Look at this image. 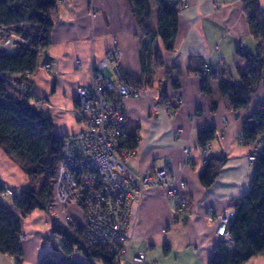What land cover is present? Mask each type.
<instances>
[{
	"label": "crops",
	"instance_id": "crops-1",
	"mask_svg": "<svg viewBox=\"0 0 264 264\" xmlns=\"http://www.w3.org/2000/svg\"><path fill=\"white\" fill-rule=\"evenodd\" d=\"M185 1L173 51L166 52L157 38L155 56L144 70L139 58L141 34L126 0H58L50 45L41 52L31 81L33 95L44 103L30 104L50 117L57 137L66 138L83 128L74 117L77 89L90 85L92 69L109 49L114 45L121 49L122 73L139 82L137 96L125 101L126 123L138 145L123 158L124 165L136 176L172 166L184 183L186 199L183 223L173 222L172 207L156 188H148L141 202L132 207L129 257L143 254L142 264H208L222 242L215 233V216L232 210L230 202L247 194L253 175V165L247 160L253 144L242 142V131L245 121L264 106V83L250 104L237 113L220 96L217 84L221 80L239 84L246 66L236 55L238 49L262 58L264 54L249 30L242 0ZM258 1L264 10V0ZM157 11L152 3L153 30L158 27ZM205 63L216 67L218 74L208 81L209 94L202 93V78L197 76ZM44 64L49 70L43 69ZM7 93L18 102L15 91L8 88ZM204 128L216 132L207 160L197 142ZM210 159H223L224 165L214 184L205 189L199 177ZM28 184L29 178L0 148L4 192L11 190L19 196ZM13 200L0 195V202L9 209H13ZM208 209L214 215L207 216ZM16 214L22 233L20 264H40L47 254L54 260L60 258L51 240L55 236L52 228L65 227L70 217L76 224L83 222L78 208L54 204L48 212L34 211L25 218ZM75 260L86 264L82 256ZM0 264H15V259L0 254ZM246 264H264V255Z\"/></svg>",
	"mask_w": 264,
	"mask_h": 264
},
{
	"label": "trees",
	"instance_id": "trees-1",
	"mask_svg": "<svg viewBox=\"0 0 264 264\" xmlns=\"http://www.w3.org/2000/svg\"><path fill=\"white\" fill-rule=\"evenodd\" d=\"M136 20L141 34L139 58L142 69L149 66L155 56L154 41L159 38L166 52H172L178 29V15L182 5L178 0H126ZM243 10L251 34L258 41L260 52L264 54V10L258 0H242ZM152 3L158 7L157 30L151 28ZM58 0H0V25L30 26L36 28L30 45L19 48L14 56H3L0 60V148L11 160L16 161L28 178L29 184L13 200V209L0 202V254L13 257L16 264L21 263V224L22 218L34 211L48 212L53 205V184L60 159L63 139L53 132L49 116L44 115L28 101L16 102L6 89L5 77L30 72L38 67L40 54L50 45V34L55 24ZM236 55L246 66L238 85L229 80H221L217 91L226 98L234 112L244 110L264 83V58L238 49ZM217 71H211L202 78L201 91L209 94L208 81L217 78ZM223 76L224 74L221 73ZM126 84L138 90L139 82L126 77ZM176 87V86H174ZM264 135V106L257 108L243 127L244 143L253 144L258 135ZM216 138L214 128H204L197 134L200 148ZM138 139L130 132L129 140L121 146L122 150L133 152ZM224 160H208L199 180L209 189L218 177ZM41 180L39 187L34 184ZM4 193L0 185V195ZM234 211L230 236L231 250L219 242L208 264H246L252 258L264 255V148L253 164V175L247 194L230 202ZM52 233L64 239L63 246L54 251L60 258L54 260L45 255L40 264H81L73 259L79 251L86 264H118L114 256L102 246L86 245L82 239V226L72 224L52 228Z\"/></svg>",
	"mask_w": 264,
	"mask_h": 264
},
{
	"label": "built area",
	"instance_id": "built-area-1",
	"mask_svg": "<svg viewBox=\"0 0 264 264\" xmlns=\"http://www.w3.org/2000/svg\"><path fill=\"white\" fill-rule=\"evenodd\" d=\"M185 4L186 1L181 0L182 8ZM91 15L95 16L94 13ZM25 45L16 26L0 25V60L3 56L16 55ZM121 57V49L114 45L92 69L90 85L76 91L74 116L83 128L63 138L53 184V204L62 208L75 207L82 212L81 239L86 245L104 247L118 264H142L143 254L129 257L132 207L141 202L148 188H156L171 205L173 222L183 223L186 199L182 193L184 183L172 166L136 176L124 165L123 158L131 153L121 149L130 138L125 101L136 97L138 91L126 84L119 65ZM42 67L49 70L48 64ZM211 71H217V68L205 63L197 76L203 78ZM32 76L27 71L4 79L6 85L16 89L24 99L35 100L38 98L32 92ZM166 114L171 116L168 107ZM262 148L264 135L260 134L247 158L250 164L255 163ZM208 149L209 144L200 149L203 159L207 160ZM3 196L15 198L16 194L8 190ZM214 213L213 209H208L206 215ZM234 215L233 210H228L215 216V233L229 250L232 248L230 229ZM67 222L71 224L74 220L70 217ZM63 242L60 237L57 248L60 249ZM80 256L81 253L76 251L73 259Z\"/></svg>",
	"mask_w": 264,
	"mask_h": 264
},
{
	"label": "rangeland",
	"instance_id": "rangeland-1",
	"mask_svg": "<svg viewBox=\"0 0 264 264\" xmlns=\"http://www.w3.org/2000/svg\"><path fill=\"white\" fill-rule=\"evenodd\" d=\"M17 30H18V34L20 35L21 38H23V41L26 43V45H30L31 44V41H32V38L35 35L36 28L32 29L30 26L21 25V26H18L17 27ZM32 77H31V81H32ZM8 88H10L11 90L15 91V93L17 94V96L19 98L18 101L25 100V101H28L29 103L32 101V102H35L36 104H43V102H44V100H42V99H35V100L34 99H31V98L24 99V97H22L16 89L12 88L11 86L6 85V89H8ZM74 112H75V110H74ZM12 162L21 170L20 165L16 161L12 160ZM40 183H41V180H36V182H35L34 185L36 187H39ZM6 191H8V190H6ZM5 192L3 193V195L5 194ZM54 213L55 214H58L56 211ZM66 223H67L66 226H70L72 224H76L75 222H72L71 224H69L68 222H66ZM59 238L60 237H57L56 235L51 238L52 243L55 245V247H57ZM97 264H99V263H97Z\"/></svg>",
	"mask_w": 264,
	"mask_h": 264
}]
</instances>
